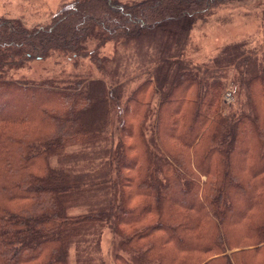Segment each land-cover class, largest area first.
Here are the masks:
<instances>
[{
  "label": "trees",
  "instance_id": "16d2710c",
  "mask_svg": "<svg viewBox=\"0 0 264 264\" xmlns=\"http://www.w3.org/2000/svg\"><path fill=\"white\" fill-rule=\"evenodd\" d=\"M237 1L70 0L45 24L0 17V264H72L73 247L77 264H103L105 230L115 264H264V66L247 41L186 55L197 23ZM130 45L154 64L125 93ZM55 56L102 75L15 77Z\"/></svg>",
  "mask_w": 264,
  "mask_h": 264
},
{
  "label": "rangeland",
  "instance_id": "374dc122",
  "mask_svg": "<svg viewBox=\"0 0 264 264\" xmlns=\"http://www.w3.org/2000/svg\"><path fill=\"white\" fill-rule=\"evenodd\" d=\"M70 0H0V17L21 18L29 26L45 24L50 21L63 3ZM247 41L254 50L253 56L258 57L257 64L264 66V0H241L230 3L218 9L205 21H199L192 30L191 41L186 55L194 63H202L215 57L225 44ZM114 46H107L105 53L113 54ZM121 47L118 52L121 67L118 70L119 79L129 93L142 82L149 74L154 62L150 52L145 54L144 47ZM78 62V63H77ZM100 71L89 58L74 61L71 58L55 56L42 61H35L30 67L19 70L15 77L46 78L70 80L78 77H101ZM227 83L222 94L225 101V92L234 87L232 77L225 80ZM234 99L231 103H234ZM223 111L229 112L231 103L225 101ZM229 106V107H228ZM81 209H76L79 212ZM114 234L103 231L101 250L103 264H115L113 254L116 250ZM71 263L77 264L75 248L71 249Z\"/></svg>",
  "mask_w": 264,
  "mask_h": 264
},
{
  "label": "built area",
  "instance_id": "2783aa9c",
  "mask_svg": "<svg viewBox=\"0 0 264 264\" xmlns=\"http://www.w3.org/2000/svg\"><path fill=\"white\" fill-rule=\"evenodd\" d=\"M224 99L225 101H228L229 103H231L234 99V95L231 89H228L225 94H224Z\"/></svg>",
  "mask_w": 264,
  "mask_h": 264
}]
</instances>
